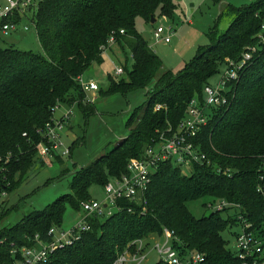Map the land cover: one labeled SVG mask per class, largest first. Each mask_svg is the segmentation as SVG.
<instances>
[{
    "label": "trees",
    "instance_id": "16d2710c",
    "mask_svg": "<svg viewBox=\"0 0 264 264\" xmlns=\"http://www.w3.org/2000/svg\"><path fill=\"white\" fill-rule=\"evenodd\" d=\"M176 5V0H41L31 13L41 53L12 45L0 47V157L8 158L0 165L1 176L10 182L8 194L33 164L43 166L48 160L38 156L35 144L43 139L41 131L60 104H77L84 116L93 111L94 103L82 99L76 78L92 63L103 61L99 47L110 35L120 49H128L131 66L124 65L119 78L109 74L107 89L99 90L100 96L143 88L147 97L127 119L129 133L77 169L71 193L0 229V264H13L19 249L30 246L36 234L46 240L51 226H61L65 202L77 211L81 200L91 198V184L104 186L108 178L125 174L130 158L139 157L166 128L176 129L193 97L202 100L203 87L221 64L227 65L225 58L236 62L255 45L257 51L237 79L228 83L230 102L212 109L208 122L194 137L205 162L183 171L168 162L159 163L150 175L144 206L120 199L117 212L89 217L90 230L74 244L51 253L46 264H113L118 254L133 249L134 240L147 243L150 234L159 236L164 227L178 239L172 241L175 248L200 253L203 259L198 264L236 261L222 236L235 221L228 213L230 208L196 217L187 202L206 198L212 204L225 199L238 204L255 223L263 219L264 198L255 188L264 162V45L256 37L264 23V0L235 8L225 5L220 15L231 18L225 31L219 36L213 31L210 42L174 73L136 31L135 19L139 15L151 22L155 14L170 19ZM13 19L21 20L18 15ZM155 264L166 263L159 260Z\"/></svg>",
    "mask_w": 264,
    "mask_h": 264
},
{
    "label": "rangeland",
    "instance_id": "374dc122",
    "mask_svg": "<svg viewBox=\"0 0 264 264\" xmlns=\"http://www.w3.org/2000/svg\"><path fill=\"white\" fill-rule=\"evenodd\" d=\"M254 0H176L177 5L173 11L174 31L170 43L152 40V30L156 24H168L169 18L155 14L156 22L153 24L143 16L136 17L135 29L149 42L157 55L161 58L164 67L174 73L183 69L188 61L193 58L200 46L207 45L211 40L213 31L218 35L225 31L231 18L220 15L224 5L238 7L250 4ZM169 19V20H168ZM29 23L23 18L22 23ZM217 38V37H216ZM14 46L20 50L40 52L41 48L34 29L29 26L25 31L17 30L3 35L0 32V47ZM125 49V48H124ZM103 61L99 64L92 63L84 73V80H94L99 85V90H106L109 84L108 75H116V67L131 66V56L128 49L122 50L116 44L109 45L102 55ZM228 65V58H225ZM233 62V61H232ZM226 64H221L219 72L208 78V83L215 86L227 69ZM124 72V71H123ZM100 92V91H98ZM93 111L84 116L77 104H60L54 111V119H60L64 113L70 112V120L61 131V145L56 151L55 157L45 160L43 166L38 162L29 169L22 182L10 192L6 202L0 205V229L13 226L22 217L34 211L44 209L63 194L71 193V183L77 169L89 165L95 158L109 151L129 130L126 126L127 119L135 109L144 105L147 101L145 89L135 88L124 94L112 93L108 96H96ZM68 149V154L63 151ZM114 181L112 177L108 178ZM92 199L102 201L105 197L103 185L93 183L88 189ZM208 202L206 198L187 202V208L196 217L207 215L215 208L204 206ZM216 203L213 202V205ZM61 222L62 228H68L76 223L79 217L78 210L67 201ZM223 213L222 217H226ZM228 213L234 215L235 209H229ZM240 227L236 224L229 225L222 236L226 241V247L232 251L235 245L234 236ZM162 242L158 236L148 239L145 247L147 258L142 264H155L159 258L152 246L154 241ZM1 241V240H0Z\"/></svg>",
    "mask_w": 264,
    "mask_h": 264
},
{
    "label": "built area",
    "instance_id": "2783aa9c",
    "mask_svg": "<svg viewBox=\"0 0 264 264\" xmlns=\"http://www.w3.org/2000/svg\"><path fill=\"white\" fill-rule=\"evenodd\" d=\"M41 0H0V32L8 35L17 30H27L31 26L35 31V21L32 17V9H36ZM18 15L20 21L14 20ZM23 18L29 20V23H22ZM256 34L257 43L264 45V23L260 26ZM174 22L168 24H156L152 30V37L155 41L169 43L174 31ZM119 33H123L122 30ZM115 43V37L110 35L106 44L101 45L99 49L103 53L110 44ZM257 51L255 45L250 46L241 58L232 62L228 60L226 71L221 76V80L215 85L205 84L202 90V100L193 97L186 108V116L177 124L176 129L166 128L159 134L157 140L148 145L137 158H130L127 162L126 173L120 177H112L114 181L109 180L104 186V199L102 201L81 200L79 202V217L75 224L68 228L61 226H51L47 233V239H41L38 234L33 238L30 246H23L19 249L18 257L13 264H46L48 257L55 250L74 244L79 241L82 234L90 230L88 218L95 214L110 216L120 209L118 201L128 199L130 202L141 204L146 203V191L150 184V175L155 171L158 164L168 162L171 165L178 166L182 171L191 167L195 163H204L205 155L200 145L194 140L196 134L205 126L211 117L212 109L216 110L227 105L229 100L228 83L237 79L239 70L248 62L252 55ZM123 67H116V75L124 72ZM77 82L83 92V100L89 104L95 103L96 94L99 85L94 80H84L83 76H77ZM96 93V94H95ZM75 105V104H73ZM71 106V105H70ZM59 107V106H58ZM57 107V108H58ZM158 108V106H157ZM156 108V109H157ZM70 120V112H66L60 119H52L45 123L42 129L43 139L35 144L37 154L42 159L54 157L58 147L61 145V131ZM171 132V133H169ZM169 133V134H168ZM69 150L63 151L68 154ZM7 163L8 158H1L0 161ZM0 165V204L4 203L8 196L10 182L1 176ZM229 175V174H228ZM255 191L264 198V162L261 164L258 172ZM223 211L225 207L234 208V224L240 227L238 233H235V245L232 253L235 256L233 264H264V211L262 220L255 223L242 212L238 204L227 200H217L216 203H208L207 208ZM144 208V207H143ZM129 210V208H128ZM143 210V209H142ZM144 211V210H143ZM158 235L150 234L148 239H154ZM163 241L160 243L154 241L152 250L155 251L159 260L166 264H198L202 261L200 253L190 250L181 251L175 248L172 241H178L174 232L164 227L158 236ZM132 243L133 249H126L118 254L113 264H142L147 258L145 240L136 239Z\"/></svg>",
    "mask_w": 264,
    "mask_h": 264
},
{
    "label": "crops",
    "instance_id": "0c3cea01",
    "mask_svg": "<svg viewBox=\"0 0 264 264\" xmlns=\"http://www.w3.org/2000/svg\"><path fill=\"white\" fill-rule=\"evenodd\" d=\"M224 6H225V5H224ZM163 17H164V16H163ZM165 18H167V17H165ZM168 20H169V19H168ZM174 20H175V19H174V16H173L172 18H170V21L174 22ZM153 24H154V23H153ZM152 33H153V32H152ZM152 40H153V37H152ZM147 42H148V41H147ZM159 42H160V41H159ZM170 42H171V41H170ZM170 42H169V43H170ZM114 44H116V43H114ZM116 45H117V44H116ZM148 45H149V42H148ZM149 47L152 48V46H150V45H149ZM152 50L154 51L153 48H152ZM154 52H156V51H154ZM82 76H83V75H82ZM83 77H84V76H83ZM98 91H99V90H98ZM95 94H96V93H95ZM97 94L100 96L99 92H97ZM97 94H96V95H97ZM96 101H97V99H96ZM96 101H95V102H96ZM94 104H95V103H94Z\"/></svg>",
    "mask_w": 264,
    "mask_h": 264
},
{
    "label": "water",
    "instance_id": "95a60500",
    "mask_svg": "<svg viewBox=\"0 0 264 264\" xmlns=\"http://www.w3.org/2000/svg\"><path fill=\"white\" fill-rule=\"evenodd\" d=\"M155 18H151V23H154L155 22Z\"/></svg>",
    "mask_w": 264,
    "mask_h": 264
}]
</instances>
